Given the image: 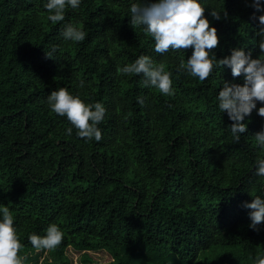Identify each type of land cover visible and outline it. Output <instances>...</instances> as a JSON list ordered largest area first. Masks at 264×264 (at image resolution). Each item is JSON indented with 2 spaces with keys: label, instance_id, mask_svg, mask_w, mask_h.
I'll return each instance as SVG.
<instances>
[{
  "label": "trees",
  "instance_id": "1",
  "mask_svg": "<svg viewBox=\"0 0 264 264\" xmlns=\"http://www.w3.org/2000/svg\"><path fill=\"white\" fill-rule=\"evenodd\" d=\"M48 2L0 0V207L14 218L24 264H39L37 253L50 254L44 264H74L71 251L82 253L85 264H101L91 254L101 251L102 264L264 258V222L252 229L253 210L244 206L264 199V177L256 175L264 150L254 137L264 131L258 115L264 103L245 117L239 143L218 107L224 82L243 86V74L233 77L223 66L201 82L178 71L193 48L155 52L143 27L131 25L130 8L158 0H81L56 24L47 19ZM199 2L217 28V60L234 49L253 59L264 55L257 35L264 11L253 0ZM68 24L82 29L85 40H65ZM142 55L172 73L173 96L143 86L142 74H118ZM61 87L105 107L100 141L79 137L66 116L51 111L48 96ZM51 224L64 239L37 252L28 237L45 236Z\"/></svg>",
  "mask_w": 264,
  "mask_h": 264
},
{
  "label": "clouds",
  "instance_id": "2",
  "mask_svg": "<svg viewBox=\"0 0 264 264\" xmlns=\"http://www.w3.org/2000/svg\"><path fill=\"white\" fill-rule=\"evenodd\" d=\"M80 3L81 0H49L45 5L49 12L47 19L53 24L61 22L65 19L66 8H78ZM252 6L257 11H264L260 0H253ZM205 10L199 0L137 3L130 8V23L134 28L143 27L144 33L155 41V52L158 54L193 48L187 63L181 60L178 71H186L201 82L207 80L216 68L223 66L231 69L233 77L243 74V86L224 82L218 94L219 110L227 112L233 121L230 126L232 137L234 142L239 143L241 134L248 130L247 124L243 122L245 117L252 113L257 102L264 103V55L253 59L250 53L234 49L231 56L217 60L212 50L218 47L219 36L217 28L211 27L210 21L205 17ZM211 14L215 19H221L220 11L213 10ZM258 19L260 29L257 35L261 37L259 49L264 53V15H260ZM62 36L65 40L76 43L84 41L86 33L68 24ZM46 54L51 58V54ZM118 74H142L145 78L143 86L155 88L164 96L175 94L172 73L166 70L164 63L154 64L148 56L142 55L134 63L118 68ZM139 103L143 104V99ZM48 105L52 112L67 117L77 129L79 137L95 139L97 142L102 139L98 125L104 120L106 109L101 103L86 104L79 96H73L66 88L61 87L48 96ZM258 115L264 117V107L258 109ZM66 131L70 135L72 128ZM254 137L257 145L264 150V131L256 133ZM257 165L256 175L264 177V158L258 159ZM244 206L253 210L250 212V227L258 230L257 225L264 222V199L257 196ZM0 214V264H24L26 257L20 255L24 245L14 227V218L7 206L0 207ZM28 239L37 252L51 251L60 246L64 233L56 224H51L45 236L31 234ZM256 264H264V258L257 256Z\"/></svg>",
  "mask_w": 264,
  "mask_h": 264
},
{
  "label": "rangeland",
  "instance_id": "3",
  "mask_svg": "<svg viewBox=\"0 0 264 264\" xmlns=\"http://www.w3.org/2000/svg\"><path fill=\"white\" fill-rule=\"evenodd\" d=\"M72 255L74 256L75 260H74V264H85V262H82L81 261V256H82V253L80 252H73L71 251ZM37 254H40V262L39 264H44V261L46 260L47 257L50 256L49 253H37ZM91 254L96 257L97 259H99V261L101 260V264H102V261L103 260H106L107 259V254L104 253L103 251L101 252H91ZM37 256L36 254L32 255V257H35ZM31 264H36V261L32 260L31 261ZM88 264H92V262H88ZM95 264V262H94ZM98 264V262H97Z\"/></svg>",
  "mask_w": 264,
  "mask_h": 264
}]
</instances>
